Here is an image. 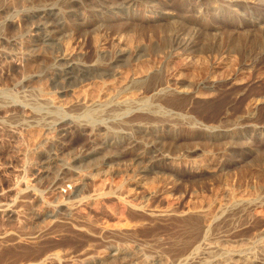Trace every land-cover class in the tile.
<instances>
[{
    "label": "rangeland",
    "instance_id": "1",
    "mask_svg": "<svg viewBox=\"0 0 264 264\" xmlns=\"http://www.w3.org/2000/svg\"><path fill=\"white\" fill-rule=\"evenodd\" d=\"M40 1L0 0V264H264V0H106L85 26L49 0L72 32L46 46L21 16ZM120 44L115 90L147 80L128 109L50 79L62 56L106 66ZM160 80L221 106L152 99Z\"/></svg>",
    "mask_w": 264,
    "mask_h": 264
},
{
    "label": "bare ground",
    "instance_id": "2",
    "mask_svg": "<svg viewBox=\"0 0 264 264\" xmlns=\"http://www.w3.org/2000/svg\"><path fill=\"white\" fill-rule=\"evenodd\" d=\"M48 1L49 0H41L37 4V6L32 7L31 10L22 11V13H21V16H23V19L24 18L26 19L25 21H27V23L30 27L29 28V34L34 33L33 35L39 36L38 38H40V40H42L41 43L45 46L46 45H52L56 41V39L67 36L69 33L72 32V31L69 32V30H70L69 28H68L69 29L68 30L64 27V25H65V23H64L65 17L64 16L65 15H63L59 12H55L54 9H57V8L54 7L53 3L48 2ZM65 1H66L65 7L67 8V9L65 8V14H67L68 12L71 14L72 13L75 14L74 16H76L77 20L79 21V22L78 21L77 22L83 26H85L86 24L88 25V23L90 22V21H88L87 17L85 16V12H90V13L93 12L94 13V11H98L99 13H101L102 8L104 9L105 7H108L106 4V0H65ZM134 1L135 0H124V2L122 4L119 3L120 5H117V8L128 9L129 7H132ZM233 1L235 2V5H241L242 3L245 4V2H248L249 0H233ZM23 2L30 4V3H33L34 0H23ZM76 3L78 5L75 7ZM111 7L112 6H110V8ZM212 8H214L216 12L218 11V8L214 4L212 5ZM93 13H92V15H93ZM258 25L260 27L264 28V24H258ZM78 27H80V26H78ZM99 27H102V26H99ZM173 42H176V44H178L180 46H184L188 50L196 51L198 53V55L205 54V53H211L212 51L215 52L217 50L216 45L213 43L209 44V45H204V44L200 45L199 43L196 42L194 44L192 40L181 39V38H179V36L175 37L173 39ZM258 50H261V49L259 48ZM232 51H234V50H232ZM256 51L257 50H255V52ZM262 51H264V46L262 47ZM231 54L233 56H235L234 52H232ZM100 56L102 58H106L108 56L109 61L107 62L106 66H103V65L98 64V63L87 65V64L80 63L74 59H71L69 56H66V55L62 56L59 59L60 63L52 68V71H51L52 73H50L51 75L49 74L50 79L52 80V82L55 85L59 86L60 92H62V93H66L68 91H73L75 89H77L79 92L81 91L83 93L81 95L82 103L84 105H86L87 108H89V106H92L94 104V102H102V103H105L110 108L111 111H118V110H122V109L124 110V108L128 109L129 107L132 106V104L135 101V99H134L135 94L136 93H143V89L147 83V80L141 79V77H140V78L136 79L134 87L132 89H123V90H118V91L115 90V88H114L115 87L114 85H116L115 83H118V81L119 82L122 81V80L121 81L119 80V79H121L120 77L122 74L121 69H123L122 67L127 65V63H128V59L126 56L125 49L121 45V46L117 47V50L114 52V55L109 56V54L106 55L104 53H100ZM223 61H224V63H226L229 66H231V62H233L232 59L227 58L226 56L221 57V62H223ZM198 62H200V61H198ZM249 69L250 68H246V70H249ZM209 72L212 73V71H209ZM258 73H260V72H258ZM150 76H152V75H150ZM258 77L261 78V76H258ZM93 83H94V85L96 84L95 86L100 87L97 94L96 93L93 94L92 91H90L92 89L88 88V87H91V85H93ZM212 83H213V81H212ZM235 83L236 84H242V80H236ZM206 87L209 88L212 86L209 85ZM91 88H93V87H91ZM150 92H151L150 97L152 99H160L161 100L163 96H175V97L180 96V97H183L184 99H186V101L190 102L193 98H203L204 100H206L207 103H209L208 101H211L210 102V103H212L210 105L211 108L213 107V108L217 109L221 106L220 105L221 103L218 104L219 102L213 103V101H217V100L220 101V99L217 98L220 96V94H219V96H217V93L209 92L206 89L205 90L200 89L196 86H195V88H193V87L187 88L185 86H174L171 88L169 86V84L166 83V81L160 80L150 87ZM221 99H223V98H221ZM223 101H225V100H223ZM131 122L132 123L125 122L122 124H124L126 126H134V125L139 126L141 121L137 120L136 123L134 121H131ZM150 143L153 146L157 145V141H155L154 139L150 140ZM90 157H87V158H90ZM79 159H81V158H79ZM79 159H77V160H79ZM77 160L75 159V161H77ZM79 162H80V160H79ZM46 163L48 164V163H50V161H47ZM147 171H149L147 167H143L141 170L142 173H145ZM62 180H71V178H68L67 174L62 173V175H60L58 177L57 182L62 181ZM188 260H189L188 258H184L181 260L180 264H186ZM237 260H239V262H237L235 264H256L255 260L251 259V257H248V255H246V254L238 255Z\"/></svg>",
    "mask_w": 264,
    "mask_h": 264
}]
</instances>
